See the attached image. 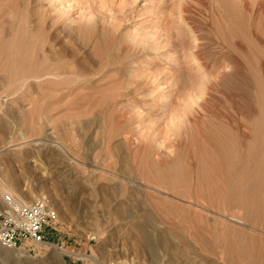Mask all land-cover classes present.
Wrapping results in <instances>:
<instances>
[{
  "label": "rangeland",
  "instance_id": "rangeland-1",
  "mask_svg": "<svg viewBox=\"0 0 264 264\" xmlns=\"http://www.w3.org/2000/svg\"><path fill=\"white\" fill-rule=\"evenodd\" d=\"M5 194L59 234L0 264H264V0H0Z\"/></svg>",
  "mask_w": 264,
  "mask_h": 264
},
{
  "label": "built area",
  "instance_id": "built-area-1",
  "mask_svg": "<svg viewBox=\"0 0 264 264\" xmlns=\"http://www.w3.org/2000/svg\"><path fill=\"white\" fill-rule=\"evenodd\" d=\"M0 210V246L9 251L26 249L32 245H47L49 234L58 236L53 224L56 215L44 196L25 204L10 195L2 196Z\"/></svg>",
  "mask_w": 264,
  "mask_h": 264
},
{
  "label": "bare ground",
  "instance_id": "bare-ground-1",
  "mask_svg": "<svg viewBox=\"0 0 264 264\" xmlns=\"http://www.w3.org/2000/svg\"><path fill=\"white\" fill-rule=\"evenodd\" d=\"M180 11L182 13H185V11H188V7L187 5L186 6H181L180 7ZM203 11V10H202ZM182 24V26H185V29H184V32L191 36L192 39H193V43H192V46L189 47V50L190 49H194L196 51H203L205 50L206 51V43L203 44L200 40H198V38H196V34L200 31V27L198 25V23L195 21V20H192L190 17L188 18H185L184 20H182L180 22ZM218 28V27H217ZM219 31V30H218ZM216 31V32H218ZM214 32V30H213ZM208 38V37H207ZM180 43V42H179ZM181 45V43L179 44ZM182 48H183V45H181ZM195 51V52H196ZM203 53V52H202ZM188 54L189 56L191 57L192 56V61L194 62L195 66L198 68L199 71H203V67L199 64L198 61H196L194 55H192V53L190 51H188ZM197 54V53H196ZM207 54V53H205ZM206 56V55H204ZM208 56V55H207ZM198 57V56H197ZM202 59V58H201ZM199 60V59H198ZM192 62V63H193ZM204 62V61H203ZM56 70H52L51 69V66L49 67L47 64H44V68L40 69V71L38 73H40L41 75H37V76H33L35 79H39V78H42L44 76H51V77H58L62 72H55ZM44 73V74H43ZM80 74V73H79ZM210 92V91H209ZM208 95V94H207ZM180 120V119H179ZM179 123V122H178ZM24 199V198H23ZM22 203H25L23 200L19 199ZM26 204V203H25ZM68 252V251H67ZM70 253V252H69Z\"/></svg>",
  "mask_w": 264,
  "mask_h": 264
}]
</instances>
